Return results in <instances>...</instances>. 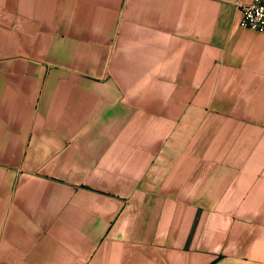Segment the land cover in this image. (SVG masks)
I'll list each match as a JSON object with an SVG mask.
<instances>
[{"label":"crops","instance_id":"crops-1","mask_svg":"<svg viewBox=\"0 0 264 264\" xmlns=\"http://www.w3.org/2000/svg\"><path fill=\"white\" fill-rule=\"evenodd\" d=\"M252 0H0V264H264Z\"/></svg>","mask_w":264,"mask_h":264},{"label":"built area","instance_id":"built-area-1","mask_svg":"<svg viewBox=\"0 0 264 264\" xmlns=\"http://www.w3.org/2000/svg\"><path fill=\"white\" fill-rule=\"evenodd\" d=\"M241 12L240 27L264 36V0H252L247 5H237Z\"/></svg>","mask_w":264,"mask_h":264}]
</instances>
